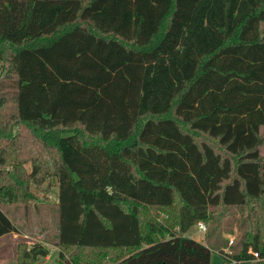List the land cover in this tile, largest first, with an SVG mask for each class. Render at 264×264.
<instances>
[{"label":"trees","instance_id":"16d2710c","mask_svg":"<svg viewBox=\"0 0 264 264\" xmlns=\"http://www.w3.org/2000/svg\"><path fill=\"white\" fill-rule=\"evenodd\" d=\"M0 65V236L57 177L58 264H212L231 206L264 258V0H0Z\"/></svg>","mask_w":264,"mask_h":264},{"label":"rangeland","instance_id":"374dc122","mask_svg":"<svg viewBox=\"0 0 264 264\" xmlns=\"http://www.w3.org/2000/svg\"><path fill=\"white\" fill-rule=\"evenodd\" d=\"M2 72V65H0V75ZM264 153V147H263ZM59 189L57 188L56 179L51 180V189L47 196L42 197L37 202L40 204V212L37 213L36 209H32L27 214L19 209L16 211V214L10 212L11 218L18 225V227L30 234L27 239L30 242L38 243L43 242L46 239L48 234L50 238H56L55 230L57 227V202H58ZM231 220L227 226L222 227L219 231H212L211 235L208 233L204 234L198 229L196 225L191 227L187 232V235L197 238L200 241H203L205 244L212 246V264H221L223 262V248L228 246V236L232 233H236L237 236L243 232V218L242 210L240 207L231 206ZM233 223V224H232ZM209 228H212L208 226ZM232 229V231H231ZM207 231V232H208ZM52 243V242H51ZM51 246V245H49ZM55 247V246H51ZM233 249V248H232ZM54 251L50 252V255ZM56 256L51 257L48 261L43 259L39 264H56Z\"/></svg>","mask_w":264,"mask_h":264},{"label":"crops","instance_id":"0c3cea01","mask_svg":"<svg viewBox=\"0 0 264 264\" xmlns=\"http://www.w3.org/2000/svg\"><path fill=\"white\" fill-rule=\"evenodd\" d=\"M52 179H56V184H57V188L59 189L58 186V179L57 177H52L50 180ZM58 203V202H57ZM28 236H30L29 233L22 231L19 228V231H11L8 232L6 234H3L0 236V264H18V247L20 244H26L28 245V247H31L32 242L28 241L27 238ZM197 239V238H196ZM45 240V239H44ZM43 240V243L46 246H48V248L50 249V252L54 251L53 254L50 255L49 254L46 257H43L39 260V263H41V261L43 259H45L46 261H48L51 257L56 256L55 259V263L58 264V258H59V246H57L54 243H49V242H45ZM199 240V239H197ZM55 246V247H51V246Z\"/></svg>","mask_w":264,"mask_h":264},{"label":"built area","instance_id":"2783aa9c","mask_svg":"<svg viewBox=\"0 0 264 264\" xmlns=\"http://www.w3.org/2000/svg\"><path fill=\"white\" fill-rule=\"evenodd\" d=\"M196 226L198 227V229L200 231H202L204 234L207 233L208 231V226L204 221H199ZM237 234L236 233H232L228 236V246L226 248H223V255L228 257L232 252V246L235 244L236 240H237ZM248 252L251 253L253 255V258H251V260L248 262V264H259V261L264 260V258L261 256V254L256 251L255 249H253L252 247H250L248 249ZM232 262H237V260L232 259Z\"/></svg>","mask_w":264,"mask_h":264}]
</instances>
